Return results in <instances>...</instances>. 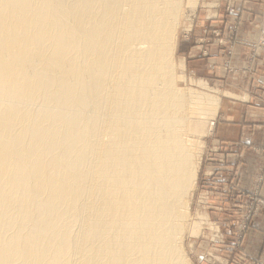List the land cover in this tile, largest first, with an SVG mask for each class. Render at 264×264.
Masks as SVG:
<instances>
[{
  "label": "bare ground",
  "instance_id": "bare-ground-1",
  "mask_svg": "<svg viewBox=\"0 0 264 264\" xmlns=\"http://www.w3.org/2000/svg\"><path fill=\"white\" fill-rule=\"evenodd\" d=\"M183 9L0 0V264H189L185 117L220 100L176 85Z\"/></svg>",
  "mask_w": 264,
  "mask_h": 264
},
{
  "label": "rangeland",
  "instance_id": "rangeland-1",
  "mask_svg": "<svg viewBox=\"0 0 264 264\" xmlns=\"http://www.w3.org/2000/svg\"><path fill=\"white\" fill-rule=\"evenodd\" d=\"M192 1L198 2L195 14L188 8ZM257 9L259 13L254 12ZM247 13L252 14L249 21ZM176 36V85L184 92H202L220 100L214 115L202 116L194 110L196 114L185 117L199 157L197 182L187 200L188 222L181 249L189 264H264L245 248L249 232L264 211V160L255 189L241 192L235 181L241 142H231L223 158L213 156L221 153L210 145L223 105L228 99H241L215 72L220 68L232 81L241 79L249 86L264 74V49L256 50V45H264V0H184ZM240 49L243 66L235 63ZM221 57L219 64L216 58ZM201 81L212 89L199 87Z\"/></svg>",
  "mask_w": 264,
  "mask_h": 264
},
{
  "label": "crops",
  "instance_id": "crops-1",
  "mask_svg": "<svg viewBox=\"0 0 264 264\" xmlns=\"http://www.w3.org/2000/svg\"><path fill=\"white\" fill-rule=\"evenodd\" d=\"M254 12L259 13L258 9ZM245 18L249 21L252 14L247 13ZM257 36L258 32L253 38L256 39ZM238 54L235 63L243 66L245 62L242 49ZM216 61L222 64L223 58H216ZM215 73L218 74L216 77L219 80L238 91L241 99H228L223 105L219 117L220 123L215 124L214 134L210 139V145L213 148L217 147L216 150H220L221 154L216 153L213 156L223 158L224 154L230 151L231 142H241V163L236 166L235 181L241 192H249L255 189L260 180L258 175L264 160V74L249 86L241 79L232 81L220 68ZM262 198H264V186ZM245 248L264 263V211L258 216L254 228L249 232ZM241 264L247 263L241 262Z\"/></svg>",
  "mask_w": 264,
  "mask_h": 264
},
{
  "label": "built area",
  "instance_id": "built-area-1",
  "mask_svg": "<svg viewBox=\"0 0 264 264\" xmlns=\"http://www.w3.org/2000/svg\"><path fill=\"white\" fill-rule=\"evenodd\" d=\"M262 49H264V45L261 44L256 45V50H262Z\"/></svg>",
  "mask_w": 264,
  "mask_h": 264
}]
</instances>
